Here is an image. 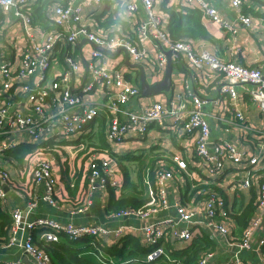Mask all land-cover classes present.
I'll use <instances>...</instances> for the list:
<instances>
[{
  "label": "crops",
  "instance_id": "crops-1",
  "mask_svg": "<svg viewBox=\"0 0 264 264\" xmlns=\"http://www.w3.org/2000/svg\"><path fill=\"white\" fill-rule=\"evenodd\" d=\"M67 5L72 7H79L81 9L80 22L72 24L73 28L85 27L90 31L103 35L112 36L118 32L124 34L119 25L103 29L100 24L106 19L104 3L99 5L91 4L89 0H64ZM210 4L216 11L217 15L221 17L224 24L232 28L234 33L229 32L225 28L212 23L208 19H202L201 23L206 31L214 38L212 42H188L195 51H206L223 62H234L243 67L257 69L264 74V0H242V6L238 11L231 8L227 0H204ZM37 4L36 0H32L31 4ZM170 5H178L177 0H169ZM56 5H51L49 8L53 9ZM116 6V5H115ZM114 6V8H115ZM156 9L163 13L164 29L167 25V14L161 10V4L156 6ZM118 18L123 22H127L131 30L144 18L142 11L136 16H128L125 14L123 5L116 8ZM12 9L7 13L0 12V64L7 63L9 68L13 71L17 70L23 52L29 49L30 42L43 43L48 33L53 32L64 36L68 32L69 26H62L59 30H47L41 25L31 24L26 26L19 18H16ZM247 16L251 20L250 26H244L238 21L239 14ZM102 16V17H101ZM100 18V23L96 19ZM126 24V25H127ZM48 27V26H47ZM128 31V28H127ZM167 32V31H166ZM130 33V30H129ZM126 35V34H124ZM132 41L136 38L129 35ZM141 49H145L151 60H155L158 49L151 43H140ZM95 49L90 45L86 39L81 38L75 44L62 45L58 43L50 58L48 70L44 73V85L52 83L65 71L64 58L70 57L79 64V71L72 74L67 85L73 94H77L82 98L83 103L80 106L68 110L70 114H82L83 110L88 107H96L98 114L107 112V97L106 90H102L95 86L90 93H84L83 88L91 83L90 72L88 70V62L90 52ZM107 51V50H106ZM118 51V50H117ZM117 51L108 53L115 54ZM169 52V51H166ZM104 55L103 62L109 67L123 68L126 75L133 72L139 76V85L141 72L144 73V78L149 87L160 83L163 80L164 72H158L153 65H142L141 68H129L125 65V52L120 50L116 56ZM167 59V58H166ZM171 86L169 91H164L158 94L141 96L140 87L139 96L132 100L124 109L127 112L142 113L143 109L154 103L167 104L175 101L178 95L187 93L197 95L205 101L202 106V113L204 119L207 121L210 131L209 150L213 144H221L224 141L234 146L239 153L244 157L239 165H234L230 160H226L224 169L218 175H210L206 171V162L195 155L192 140L183 134L181 129L172 130V119L169 116L163 118L162 124H152L149 127L147 134L143 137L127 135L123 141L115 146L110 147V153L97 154V157L105 159L115 168L114 177L120 179L122 182V175L117 163L110 154L124 156L133 155L138 156L143 151H149L151 148H157L151 156L150 161L158 159L168 161L172 164L170 159L173 156H178L186 162V173H180L166 186V200L169 208L166 210L157 209L155 213L151 214L145 219L137 218L135 216L112 217V213H107L106 206L113 192L114 197L120 198L121 188L114 190L112 188L100 189L95 188L90 194L87 192L84 199L79 203V197L71 198L68 196L65 182H62V164L66 161V154H72L67 147L62 150L41 151L38 149L34 154L25 156L21 161L3 155L1 163L9 175L8 183L4 186L6 191L5 202L0 204V212L8 214L16 208H24L27 203L35 202V207L32 213L28 216L27 221L31 222L35 219H46L61 225L73 226H98L106 228L109 231L121 228L123 234L121 237H115L113 234L102 239L84 238L78 240L71 245L73 253L81 258L90 260L95 264H107L109 262L116 264H128L136 262H144L145 254L138 252L135 247L129 245L124 249L120 256L110 255L105 249L116 247V253L121 248L120 240L124 236H133L137 239L140 250L148 251L149 248L145 244L144 236L141 233V228L148 223H156L164 220L177 221V213L171 207V204L179 202L181 205L193 202L195 210L194 222L204 219L203 201L197 200V196L189 199V194L185 193L187 190L191 191L196 186H207L213 184L220 191L218 192L225 200L226 205L230 210H236L238 205L245 206L253 197V201L257 202L258 190L260 184L264 183V113L258 107V104L251 99V92L257 88L253 85L242 84L236 86L237 98L235 101L229 100L228 97L221 95V89L226 84L225 77L210 72L207 68L202 71L196 70L189 66L188 61L181 54L171 56ZM130 64L131 58L128 57ZM134 65V64H132ZM183 65V66H182ZM125 75V77H126ZM37 75L27 77L19 83L33 86L38 81ZM17 87H12L10 93L12 96L6 97L13 105L14 101L19 104L23 112L30 113L28 106L24 103L23 98L16 94ZM18 96V97H16ZM17 98L16 99H14ZM1 105V101H0ZM188 107V104L186 103ZM58 111V109H56ZM235 113H239L243 120L238 122L234 119ZM123 120V116L119 117ZM81 132L70 139L76 140ZM50 135L41 139H34L25 133H13L11 135L0 138L2 142L14 144V146L21 143L39 144L43 143L45 139H49ZM59 139V138H58ZM53 140V139H52ZM43 141V142H42ZM60 141V140H55ZM63 152V153H61ZM159 153V154H158ZM158 155V156H157ZM249 156H255L260 159L256 164H249L247 160ZM35 160L48 161L51 164L52 174L55 179V200L56 207H51L42 201L41 197L44 192L42 184L34 182L31 178L32 165ZM161 163V162H160ZM70 165V164H69ZM149 165V164H148ZM86 169V164H85ZM251 177V187L248 190L235 187V184L243 180L247 176ZM84 174L82 175V181ZM123 184V183H122ZM82 186V183L80 184ZM122 186V185H121ZM204 196V195H201ZM234 205V206H233ZM86 207L83 212H78L82 207ZM258 213V212H256ZM10 216V215H9ZM230 229L233 232L235 229L234 222L229 221ZM169 228V227H168ZM180 230L188 229L194 238L198 230L205 228L200 225H188L180 223L178 225ZM9 233V232H8ZM207 233V232H206ZM210 239L214 242V260L213 264H225L230 261L236 254V244L239 238L231 235L230 239H225L216 233H207ZM29 236L36 246L46 249L39 239V230H34L29 233ZM9 237V236H8ZM192 238V239H193ZM3 238H0V264L7 262L19 261L22 264H28L30 258L27 257L22 250L16 246H8L7 242L3 243ZM264 242V217L259 229L253 234L251 239V250L242 252L239 255L241 264H261L258 258V246L260 242ZM60 242H66L65 238H60ZM173 249L185 247L189 244L186 242H168ZM167 249V246H166ZM105 250V251H104ZM168 251V249H167ZM260 252V251H259ZM169 255L170 252L168 251ZM171 260L174 259L170 256ZM51 264H58L51 262Z\"/></svg>",
  "mask_w": 264,
  "mask_h": 264
},
{
  "label": "built area",
  "instance_id": "built-area-1",
  "mask_svg": "<svg viewBox=\"0 0 264 264\" xmlns=\"http://www.w3.org/2000/svg\"><path fill=\"white\" fill-rule=\"evenodd\" d=\"M32 0H0V12L7 13L16 9L14 15L26 26L31 24L30 15L23 11V7L31 4ZM234 10H240L242 0H227ZM92 4L99 5L103 0H89ZM161 4V0H123V8L128 16H136L143 12L144 18L131 32L136 40L132 41L129 35L120 32L112 36L96 34L85 27L73 28L72 24L80 22L81 9L79 7L55 6L51 10V20L58 26H69L66 35L61 36L48 33L43 43L30 42L28 50L23 52L19 67L13 71L7 63L0 64V138L13 133H25L34 139H41L50 135L49 139L63 140L82 133L84 127L91 122L98 114L96 107H88L82 114H70L68 110L80 106L82 98L73 94L67 83L72 74L80 69L78 62L70 57L64 58L65 71L59 75L52 83L44 85V73L48 70L53 49L58 44L72 45L79 39L86 41L96 47L110 52L122 50L131 58V63L137 66L153 65L158 72H164L167 59L166 51L181 54L188 61L189 66L202 71L207 68L210 72L225 77L226 84L221 89V95L226 96L231 101L237 98L236 86L242 84L253 85L257 89L251 92L250 96L258 104L264 113V74L257 69L243 67L234 62H223L214 55L206 51H195L187 42H173L164 29L163 13L156 9ZM180 7L195 9L201 13L202 19H208L212 23L219 25L231 33L232 28L223 23L215 9L204 0H177ZM239 14V13H238ZM164 19V18H163ZM238 21L244 26H250L249 17L239 14ZM140 43H151L157 49L155 60H151L145 49H141ZM104 55L101 51L93 49L89 55L88 70L90 72L91 83L83 88L84 93H90L95 86L106 90L108 120L105 128V140L109 146H115L131 134L143 137L147 134L150 125L162 124L163 118L169 116L172 119L171 129L183 131L193 142L195 155L206 162V171L210 175H218L224 169V162L230 160L232 164L239 165L245 156L238 150L224 141L221 144H213L209 150L210 131L207 121L203 117L202 106L205 101L197 95L187 93L180 94L175 101L167 104L154 103L143 109L142 113L127 112L124 108L139 96V89L126 80L123 68L109 67L103 62ZM37 75L38 81L33 85L21 84V80ZM17 87L16 94H19L24 103L28 106L30 113L23 112L14 101V105L3 95L7 94L12 87ZM188 104V107L186 106ZM58 109V111H56ZM123 116V120L119 117ZM234 119L238 122L243 120L239 113H235ZM59 138V139H58ZM45 139L43 141H46ZM42 141V142H43ZM14 147V144L2 142L0 144V204L5 202V185L8 183L9 175L1 163L2 153ZM262 157V156H261ZM260 159L249 156L247 162L256 164ZM172 164H160L155 170L154 189L151 188L147 176L145 185L147 187V205L139 210H124L111 216L114 218L135 216L145 219L155 213L157 209L166 210L169 204L166 200L165 189L177 174L186 173V162L178 156L170 159ZM105 159L93 155L86 164L87 172L84 173L90 194L96 187L100 189L112 188L119 190L122 182L114 177L115 168ZM122 177V175H121ZM31 178L34 182L42 184L44 192L42 201L51 207L57 206L55 200V179L52 174L51 164L48 161L35 160L32 165ZM212 185L211 184H208ZM200 186V185H198ZM235 187L248 190L251 187V177L249 174L243 180L235 184ZM203 201L204 219L193 221L195 210L193 202L181 205L179 202L171 204L177 213V221L164 220L156 223L145 224L141 228L145 244L149 251L145 255V263L172 262L166 249V242H191L192 233L188 229L180 230L178 225L185 223L188 225L203 226L207 233H216L225 239H230L232 231L230 229L229 214L231 210L226 205L222 196L215 191H207ZM257 211L246 227L239 242L236 244V254L225 264H241L239 255L242 252L251 250V239L253 234L261 226L264 217V183L260 184L257 197ZM35 202H29L24 208L13 209L9 215L11 225L9 228L8 246L16 245L22 252L30 258L28 264H51L49 254L35 244H33L29 233L39 230V239L44 244L57 243L64 237L68 241H77L84 238L102 239L110 233L115 237H121L123 230L118 228L109 231L98 226H73L61 225L46 219H35L27 221L32 213ZM86 207H82L78 212H83ZM169 227V228H168ZM210 235V234H209ZM210 237V236H209ZM212 240V239H211ZM264 242L258 246V258L264 264V252L262 247ZM214 253L207 252L201 255L197 264H213ZM4 264H22L19 261L7 262ZM107 264H116L109 262Z\"/></svg>",
  "mask_w": 264,
  "mask_h": 264
},
{
  "label": "trees",
  "instance_id": "trees-1",
  "mask_svg": "<svg viewBox=\"0 0 264 264\" xmlns=\"http://www.w3.org/2000/svg\"><path fill=\"white\" fill-rule=\"evenodd\" d=\"M35 3L23 7V11H26L31 18L33 24H38L46 28L47 30H59L61 26L53 23L51 20V5L58 7H67V3L64 0H36ZM106 19L100 24L103 29L119 25L121 31L126 35H131L132 31L127 22H123L122 19L117 16V7H120L123 0H103ZM116 5V6H115ZM115 6V8H114ZM161 10L167 14L168 22L166 25V31L173 42H212L214 38L206 31L201 23V13L195 9H186L179 5H170L169 0H161ZM102 17V16H101ZM96 17L100 23V18ZM127 24V25H126ZM48 26V27H47ZM128 28V31H127ZM130 30V33H129ZM183 66V65H182ZM126 79L139 87V76L133 72L130 75H126ZM12 96L10 91L2 97ZM18 97V96H16ZM17 100V98L14 97ZM110 119L107 112L97 114L96 117L89 122L83 129L82 133L76 140H60L48 139L42 144L21 143L12 147L11 149L4 151L3 155L12 157L18 161H21L25 156L34 154L38 149L41 151H50L58 149L61 151L63 147L69 148L73 155L66 156V161L62 164L61 180L65 182L68 196L71 198L79 197V203L82 201L87 193V179L82 181V175L87 172L85 164L88 160L97 154L110 153V147L105 140V128L108 120ZM157 150V148H151L149 151H143L138 156L124 155L118 156L110 154L117 163L122 173V186L120 198L114 197L113 192L110 193V197L106 206L107 213L116 214L124 210H139L144 208L149 199L147 198V187L144 183L147 176L148 182L152 189H154L155 170L160 167V164L168 165V161L155 159L150 161L151 154ZM158 156V155H157ZM161 162V163H160ZM70 164V165H69ZM125 164H135L136 171L134 179L131 178L128 167ZM149 164V165H148ZM136 178V179H135ZM82 183V186L80 184ZM207 191L219 192L213 184L207 186H196L193 190H187L184 199L189 194V199L193 196H197V200L204 199L206 196H201ZM234 206V205H233ZM257 211L256 202L253 201V197L250 202L243 206L238 205L236 210L232 209L229 218L234 222L235 229L232 234L234 237L240 238L243 230L248 227L250 221L254 217ZM11 225V217L8 214L0 212V238H3V243L8 244L9 241V228ZM66 240V239H65ZM78 241V240H77ZM77 241H68L61 243L47 244V248L44 249L50 256L51 262L58 264H95L94 262L81 258L73 253L71 245ZM121 248L116 253V247L105 249L110 255L120 256L122 251L129 245L136 248L138 252L147 254L148 251L140 248V245L136 238L133 236H124L120 240ZM170 256L174 259L172 262H156L150 264H197L201 255L214 250V242L210 239L209 235L202 229L198 230L192 241L185 247H179L173 249L168 242L165 243ZM104 250V251H105ZM264 252V246L262 247ZM128 264H149L145 262H136Z\"/></svg>",
  "mask_w": 264,
  "mask_h": 264
},
{
  "label": "water",
  "instance_id": "water-1",
  "mask_svg": "<svg viewBox=\"0 0 264 264\" xmlns=\"http://www.w3.org/2000/svg\"><path fill=\"white\" fill-rule=\"evenodd\" d=\"M96 50L101 51L102 53L106 54V55H111L110 53H108L106 50L100 49V48H96ZM120 52V50H118L115 54H112L111 56H116L118 55ZM172 55H177L171 51L169 52H165V56L167 58V65H166V70L163 76V80L154 85L153 87H149L148 84L145 81L144 78V73L143 71L141 72V77H140V90H141V96H149V95H154V94H158L164 91H169L170 86H171V71H172V64H171V56ZM178 56V55H177ZM125 65L129 68H141L140 66L137 65H132L129 63L128 61V56L125 54Z\"/></svg>",
  "mask_w": 264,
  "mask_h": 264
},
{
  "label": "rangeland",
  "instance_id": "rangeland-1",
  "mask_svg": "<svg viewBox=\"0 0 264 264\" xmlns=\"http://www.w3.org/2000/svg\"><path fill=\"white\" fill-rule=\"evenodd\" d=\"M71 138V137H70ZM159 154V153H158ZM70 155V154H68ZM264 154H261L260 156H263ZM130 172L131 178L134 179L135 171H136V165L135 164H125ZM121 177V176H120ZM136 179V178H135ZM120 180V179H119ZM185 244V243H184Z\"/></svg>",
  "mask_w": 264,
  "mask_h": 264
}]
</instances>
